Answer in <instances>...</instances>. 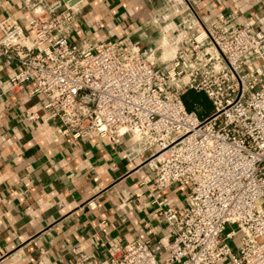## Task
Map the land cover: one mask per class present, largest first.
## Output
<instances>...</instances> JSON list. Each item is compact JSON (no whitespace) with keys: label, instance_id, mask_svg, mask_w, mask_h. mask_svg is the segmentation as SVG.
<instances>
[{"label":"built area","instance_id":"2783aa9c","mask_svg":"<svg viewBox=\"0 0 264 264\" xmlns=\"http://www.w3.org/2000/svg\"><path fill=\"white\" fill-rule=\"evenodd\" d=\"M21 1L25 25L0 18V61L11 65L0 94L31 85L43 103L28 121L76 142L107 140L151 174L152 234L111 237L103 259L76 247L75 264H264V17L162 0L158 37L142 47L74 39L80 1ZM189 90L206 96L207 115L186 109ZM176 186L181 207L162 196Z\"/></svg>","mask_w":264,"mask_h":264},{"label":"crops","instance_id":"0c3cea01","mask_svg":"<svg viewBox=\"0 0 264 264\" xmlns=\"http://www.w3.org/2000/svg\"><path fill=\"white\" fill-rule=\"evenodd\" d=\"M161 2L81 0L73 38H125L148 47L158 37L152 17ZM21 3L0 0V18L10 15L25 25ZM197 8L234 13L239 21L264 17V0H199ZM10 67L0 61V78ZM30 89L0 94V264H75L76 247L80 256L103 259L111 237L125 244L152 234L158 221L148 195L151 174L138 167L140 159L129 163L107 140L76 142L50 122L28 121L43 103ZM162 196L181 207L184 189ZM167 235L165 229L157 236Z\"/></svg>","mask_w":264,"mask_h":264},{"label":"trees","instance_id":"16d2710c","mask_svg":"<svg viewBox=\"0 0 264 264\" xmlns=\"http://www.w3.org/2000/svg\"><path fill=\"white\" fill-rule=\"evenodd\" d=\"M182 100L187 110H192L191 107L197 106V110L200 114H203L205 112V108L198 104L201 102L204 103V101L207 100L206 96L203 93L189 90L182 96Z\"/></svg>","mask_w":264,"mask_h":264},{"label":"rangeland","instance_id":"374dc122","mask_svg":"<svg viewBox=\"0 0 264 264\" xmlns=\"http://www.w3.org/2000/svg\"><path fill=\"white\" fill-rule=\"evenodd\" d=\"M165 44H167V43L164 42L163 46H164ZM167 45H168V44H167ZM198 104H199L200 106H202V107L205 108V112H204L203 114H200V113H199V111L197 110V106H193V107H191V109H192L193 111H195L199 117H203V116L207 115V114L210 112V110H211V105H210V103H209L207 100H205L204 103L201 102V103H198Z\"/></svg>","mask_w":264,"mask_h":264},{"label":"bare ground","instance_id":"6f19581e","mask_svg":"<svg viewBox=\"0 0 264 264\" xmlns=\"http://www.w3.org/2000/svg\"><path fill=\"white\" fill-rule=\"evenodd\" d=\"M167 44H168V42H167ZM167 44H165V45L163 46V49H164V55L168 54V53L170 52V49H171Z\"/></svg>","mask_w":264,"mask_h":264},{"label":"water","instance_id":"95a60500","mask_svg":"<svg viewBox=\"0 0 264 264\" xmlns=\"http://www.w3.org/2000/svg\"><path fill=\"white\" fill-rule=\"evenodd\" d=\"M79 1H81V0H68V4L73 5V4L78 3Z\"/></svg>","mask_w":264,"mask_h":264}]
</instances>
